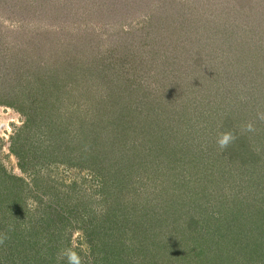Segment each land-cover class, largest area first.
Wrapping results in <instances>:
<instances>
[{
    "label": "trees",
    "instance_id": "1",
    "mask_svg": "<svg viewBox=\"0 0 264 264\" xmlns=\"http://www.w3.org/2000/svg\"><path fill=\"white\" fill-rule=\"evenodd\" d=\"M38 1L44 13H48L47 7H50L51 13L56 10L59 14L64 12L66 4L76 7L70 11L75 9L78 11L87 8L91 3V6H94V14L101 11L104 17L111 19L124 16L123 9L129 14L128 10L135 7L149 8L151 12H155V15L149 14L152 19L139 31L145 33V40L150 39L146 44L152 49L148 48V56L145 57L144 54L145 58L142 57V59L146 60V63L150 62L151 65H143L142 80L138 84L136 76L140 74L133 76L136 72L131 71L141 69L142 65H132L133 60H130L131 65H127L129 58L126 56L115 57L111 63L104 62L95 74L99 78L111 79V81L104 82L102 86V92H106L107 97L102 95L96 99L92 106V114L89 116L86 114L81 118L85 125H79L81 123L77 116V109L74 110V117L67 119L69 124H65L60 119L61 105H67L64 96L68 95L67 97L70 98L67 101L72 102L74 106L77 95L70 88V82H66L64 77L58 73L56 76L48 75L40 69L41 72L38 71L40 74L36 81L37 87L34 91L37 95V103L41 106L30 108V110L21 108L27 122L13 138L11 145L12 153L19 159L20 168L24 172L29 169L39 172L37 171L39 166L42 171L46 165L60 163L65 156H73V146L78 145L81 149L80 158L88 160L89 168L98 175L99 180L101 179L100 189L105 196L102 201L105 213H102L101 225L95 223L96 225L92 228L96 231V235L91 241L98 260H102L104 264H170L173 259H162V255L167 251V255L174 254L176 249L181 250L180 260L175 259L174 264H187L188 260L191 261L188 253H191L192 248L189 246H196L195 248L201 251L206 237L211 241L212 255L223 254V251H227L228 258H231V249L234 250L236 247L231 248L228 241L222 245L219 236L206 224L198 229L201 223L193 221L194 217L193 219L186 218L185 211H181L185 209L183 207L185 204L180 205L181 210L175 209L174 222L171 217L160 215V209L156 206L153 210L146 209V203L141 200L144 197L142 193H145V188L140 189L143 186L139 185L140 182L146 180L144 179L146 176L169 173L170 175H166L169 176L168 178L172 176L179 180L175 182L176 185L172 184L168 188L170 192L167 189V194H172L170 196L172 203L175 204L178 201L176 194L178 189L186 190L187 195L185 196L188 198V191L191 192V187L195 185L194 179H197L194 178L193 170L204 169L200 166L207 163L208 149L206 147L209 146L208 142L212 138L211 132L215 128H223L222 134L220 132L216 135L218 139L222 137V140L225 132H232L234 128L233 119L237 113L233 106H229L230 112L227 117L224 116L225 121L221 120L223 118L221 110L226 108L225 103H221L220 95L223 83L213 84L216 80V73L219 75V72H222L216 66L219 54L217 50L220 44L217 39L218 35L216 36L217 29L215 30L218 26L211 24V32L204 40L199 37V31L204 27L201 19H195V22L192 18L194 21L188 28L180 24L181 31L193 37L190 38V42L188 41L189 45H173L177 52L174 57L165 46L166 38H169L162 36L158 39V33L163 34L164 30L165 33H169V30L162 29L163 24H168L172 31L176 30L177 25L172 19H175L173 14L182 17L185 13L180 14L176 10L172 13V10L166 8L163 14L169 15L163 18L155 0H71L72 2L67 1L62 5L57 0V3L53 0ZM81 2H84V7L81 6ZM25 7L28 6L20 4V8L25 9ZM118 8L120 10H117ZM71 17L73 19L72 15ZM22 18L26 20L25 17ZM63 18L66 22V14ZM155 18L157 22H153ZM59 21H62V17ZM153 25H157L156 31H153L156 35L149 37L150 29L154 28ZM61 28L67 30L65 23L61 24ZM170 42L173 41L170 40ZM115 54L116 52L114 56ZM105 58L102 57L101 60ZM183 61L192 62L193 65H183ZM24 66L28 67V65ZM123 70H125V75H122ZM26 73L29 76V71ZM84 76L87 79L89 75L86 73ZM122 77L125 78V85L121 83ZM22 80L25 79L22 78ZM1 87L2 85L0 89ZM4 89L6 91L0 94L1 102L13 106V101L8 99L10 96L2 97L10 91L9 87ZM260 111L264 113V110ZM91 117L98 122L87 123ZM261 123L264 124V117L261 118ZM97 124L100 128L95 134L92 128ZM109 124L117 126L116 130L110 131ZM231 140L232 146L229 149L224 147L222 153L224 156L222 162L228 161L231 165L226 166V170L221 175L230 176L240 191L243 190L246 199L254 200V204L259 207L260 214L264 215V194L262 193L264 184L259 180L264 177V148L258 154V150L254 149L255 146L250 144L252 141H242L240 142L242 153L239 150L233 152L238 140L234 138ZM248 146L249 150H244ZM198 148L200 151H197ZM237 159L240 160L237 161ZM209 160H212V157ZM111 162H115L114 165L118 172L123 169L125 171L124 178L119 180L116 187L111 186L110 181L103 180L107 178V168ZM79 165L81 169L85 167L83 160ZM191 169V175L185 177H190V180L187 181L184 176H180L181 173L191 171ZM197 171L196 173H207V170ZM153 181L155 179H152L151 183ZM204 182L206 184L207 180ZM144 184L146 186L145 182ZM28 187L25 179L10 175L0 163V264H63L64 259L60 257V250L70 243V236H64L70 228L69 212L63 207H58L57 203L50 204L42 210L41 208L37 211L31 210L27 201ZM115 188L119 191L118 193ZM201 193H196L197 199H193L194 203L190 209L195 211L193 216H199L202 219L206 209L210 210L215 207L211 201L216 195L209 188L203 189ZM224 197L227 199L226 196ZM201 201H204V204H200ZM115 202H117L116 205ZM208 205L209 208H207ZM230 205H226V208L234 212L231 202ZM249 207L252 208L251 205ZM131 209L132 212H130ZM200 209L202 211L197 214V210ZM139 211L143 212L142 218L138 217ZM177 211L181 212L178 214ZM75 214L78 219L79 212ZM106 218H109L112 225H116L117 228H111L109 223L104 225ZM217 218L216 214H212L205 219V223H213ZM93 222V220L90 221V223ZM172 222L181 226L179 232L170 228ZM262 222L264 218L261 223H256L262 227L264 226ZM189 224H193L196 228L190 229L187 226ZM228 228L231 229V226ZM188 234L191 235L189 238H187ZM237 237L232 246L243 245L240 244L244 237L243 234ZM252 238L254 237L251 236L250 239ZM27 240L32 243L28 244ZM252 242L254 241L250 240L249 246H243V250L237 249L236 252L242 257L240 264H253L256 260L264 258L262 255L264 248L261 246L263 250L260 252L258 245H253ZM182 245L186 246L187 250L183 251ZM262 245L264 246L263 242ZM222 261L223 257L219 264H223ZM228 264H235V260Z\"/></svg>",
    "mask_w": 264,
    "mask_h": 264
},
{
    "label": "rangeland",
    "instance_id": "2",
    "mask_svg": "<svg viewBox=\"0 0 264 264\" xmlns=\"http://www.w3.org/2000/svg\"><path fill=\"white\" fill-rule=\"evenodd\" d=\"M53 1L56 2V0ZM57 1H60L61 5L66 4L67 1L72 2L71 0ZM21 3L28 7H25V9L20 8ZM155 3L159 6L160 15L163 14L166 8L172 10V13L175 10L180 14L185 13L182 17L175 14H173L175 19L171 17L174 24L177 25L176 30L172 31L168 24H163L162 29L169 30V33H165V30L163 34L162 32L158 33V39L162 36L169 38H166L165 46L174 57L177 55L174 44L189 45L188 41L190 42V38L193 37L191 34L188 35L189 33L185 34L184 31H181L180 24H184L188 28L192 25V21L201 19L204 27L199 31V37L204 40L208 38V33L211 32V24L218 26V28L214 27L215 30L217 29L216 36L218 35L217 39L220 42L217 50V53L219 52L217 55L218 65L216 66L222 72H219V75L216 73V80L212 81L214 85L215 82L216 85L219 82L223 83L220 95L221 103H225L224 107L226 108L221 110L223 117L221 120L225 121L224 116L227 117L230 112L229 106H233L237 114L233 119L234 128L232 132H225L224 138L227 137L226 146L222 147L220 144L222 137L219 139L216 137L220 132L222 134L223 128H215L211 132L212 138L208 142L209 146L206 147L208 149L207 163L200 166L204 169L193 170L194 178L197 179H194L195 185L191 187V192L188 191V198L185 196L187 195L186 190L178 189L176 192L178 201L173 204L172 197H170L172 194H167V189L172 184L176 185L175 182L179 180L172 176L168 178L169 176L166 175H170L169 173L166 175L162 173L156 176H146L144 178L146 179L144 180L146 186L144 182L139 183L140 186H143L140 189L145 188V193H142L144 197L141 200L146 203V209L153 210V207L156 206L160 209V215L169 216L172 220L176 216L174 214L175 209L181 210L180 205L185 204L183 206L185 209L181 211H185L186 218L190 219L191 217L193 219L194 217L193 221L201 223L198 229L206 224L211 228V231L213 230L219 236L222 245L228 241L231 248L236 247L234 250L231 249V258H228L227 251H223V254L212 255L211 241L207 240L206 237L201 251H198L195 248L196 246H189L193 251L191 249V253H188L191 256V261L188 260L187 264H219L222 257L223 264L231 263L233 260H235V264H240L242 257L236 252L238 248L243 250V246H249L250 240L254 241L252 242L253 245H258L260 252L264 248L262 245V242L264 243V226L260 227L257 224L263 221L264 215L260 214L259 207L254 204V200L246 199L243 190L240 191V188L233 179H230V176L221 175L226 170L225 167L231 165L228 161L222 162L224 159L222 153L224 147L229 149L232 146L231 138L238 140L233 152L242 151V141H252L250 144L255 146L254 149L258 150V154L264 148V124L261 123L264 113L260 111L264 110V0H155ZM39 4L41 3L38 0H0V85H2L0 94L6 91L5 87H9L11 93L8 92L9 95L2 97L10 96L8 97L9 101L14 103L13 106L5 104L1 102L2 99L0 98V163L10 175L21 177L28 183L27 201L31 210L37 211L39 208L42 210L49 207L50 204L57 203L59 204L58 207H63L69 212L70 228L64 233V236H70V243L64 245L60 250V257L64 259L63 264H104L102 260H98V255L91 246V241L95 239L94 236L96 235V231L92 228L98 223V225H101L102 213H105L104 204L102 203L105 196H103L100 189L101 179L99 180L98 175L89 168L90 162L80 158L81 149L78 145L73 146V156H65L60 163L46 165L42 171L38 166L37 171L39 172L32 169L24 172L20 168L19 159L11 151V145L13 138L18 135L19 130L27 122L21 108L30 110V108H40L41 106L37 103L38 99H36L37 95L34 91L37 87L36 81L39 72H41L40 69L48 75L56 76L58 73L64 77L66 82H70V88L77 95L74 106H72V102L67 101L70 97H67L68 95L64 96L67 105H61L60 119L65 124H69L67 119L69 117L70 119L73 118L74 110L77 109V116L80 118L79 122L81 123L79 125H82L81 118L86 114L88 116L92 114V106L95 104L96 99L102 95L107 97L106 92H102V86L104 82L111 81V79L99 78L95 74L104 62L106 64L111 63L115 57L126 56V58H129V64L127 65H131L130 60H133L132 65H142L141 69L131 71L136 72L133 76L140 74L136 76V82L141 83L143 65H151L150 62L143 61L142 57L144 54L147 57V49H152V47L146 44L150 39L145 40V33L139 31V29L148 24V21L152 19L149 14L155 15V12H151L149 8L141 7L139 9L135 7L128 10L129 14L123 9L124 16L111 19L104 17L101 11L94 14V6L92 7L91 3L88 7L86 6L87 8L78 11L76 9L70 11L76 7L66 4L64 5L66 9L60 14L56 13V10L51 13L49 11L50 7H47L48 13H44V9L40 8ZM81 6L84 7V2H81ZM117 10H120V8ZM65 14L66 22L63 18ZM168 15L163 14V18ZM21 16L25 17L26 20ZM61 17L62 21H59ZM155 20L156 18L153 22H157ZM175 20L178 23H175ZM63 23H65L67 30L61 28ZM153 26L154 28L150 29L151 35L149 37H155L156 35L153 31L157 29V25ZM170 40L173 42L171 43ZM144 45L147 47H143ZM102 57H106L105 60H101ZM182 64L193 65L192 62L188 61H183ZM24 65H28L29 68ZM26 71H29V76L26 75ZM86 73L89 75L87 79L84 76ZM122 75H125V70H123ZM22 78L25 80H22ZM125 78H121L123 85L126 84L124 82ZM94 121H96L95 118L91 117L87 123H94ZM98 124L92 128L95 134L100 128ZM109 125L110 131L116 130L117 126ZM216 131L217 133H215ZM64 148L66 147L64 146ZM244 150L248 151L249 146ZM197 151H200V149L198 148ZM210 157H212V160H209ZM82 160L83 166H85L83 169L79 165ZM115 162L108 164L107 178L103 179L110 181V185H114V187L125 176L124 169L118 172L114 165ZM203 170H207V173L199 172ZM196 171L199 173H196ZM191 173L192 169L181 173L180 176H184V179L188 181L190 177H185L191 175ZM152 179H155V181L151 183ZM203 180H207V183L205 184ZM259 180L264 184V177L263 179L259 178ZM163 183L165 186H162ZM205 188L214 191L216 196L211 203L215 207L210 208V210L206 209L201 219L199 216H193L195 211H191L190 208L194 203L193 199H197L196 193H201ZM115 190L116 193L119 192L116 188ZM168 191L170 192L169 189ZM262 193L264 194V190ZM222 201L225 202L222 203ZM230 202L234 207V212L232 210L230 212L226 208V205H230ZM248 203L252 208L249 207L250 205H246ZM200 204H204V201H201ZM209 205L207 208H209ZM200 211L202 210H197V214ZM75 212H79L78 216L80 217L78 219ZM130 212H132V209ZM179 212L177 211L178 214ZM212 214H216L218 217L216 221L209 222V224L205 223V219ZM103 217L105 218V214ZM138 217H143L142 211H139ZM91 220L94 222L90 223ZM104 222V225L109 223L108 225L111 228H117L116 225H112L109 218L104 219ZM173 222L170 228L179 232L181 226H177ZM187 226L190 229L196 228L193 224ZM228 226H231V229ZM240 234L244 236L242 243H240L243 245L239 247L238 245L232 246ZM188 235L187 238L191 236ZM251 236L254 238L250 239ZM27 242L28 244L32 243L30 240H27ZM184 250H187L186 246H183ZM180 252L181 250L177 251L176 249L174 254H168L170 257H166L168 256L167 251L166 254L162 255V259H173L170 264H174L175 259L180 260ZM192 252L194 253L192 254ZM262 255L264 257V253ZM179 260L178 262H180ZM253 264H264V258L256 260Z\"/></svg>",
    "mask_w": 264,
    "mask_h": 264
},
{
    "label": "clouds",
    "instance_id": "3",
    "mask_svg": "<svg viewBox=\"0 0 264 264\" xmlns=\"http://www.w3.org/2000/svg\"><path fill=\"white\" fill-rule=\"evenodd\" d=\"M226 143H227V137H225L224 139H222V140L220 141V144H221L222 147H223V146H226Z\"/></svg>",
    "mask_w": 264,
    "mask_h": 264
}]
</instances>
